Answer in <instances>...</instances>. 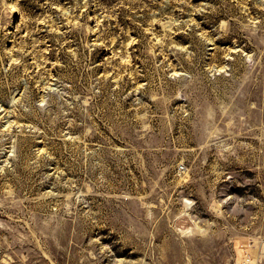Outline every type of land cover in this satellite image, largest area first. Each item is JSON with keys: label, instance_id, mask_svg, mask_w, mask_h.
Segmentation results:
<instances>
[{"label": "rangeland", "instance_id": "rangeland-1", "mask_svg": "<svg viewBox=\"0 0 264 264\" xmlns=\"http://www.w3.org/2000/svg\"><path fill=\"white\" fill-rule=\"evenodd\" d=\"M0 264H264V0H0Z\"/></svg>", "mask_w": 264, "mask_h": 264}]
</instances>
